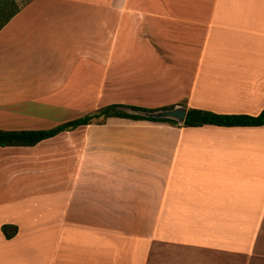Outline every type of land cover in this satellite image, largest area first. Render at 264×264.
I'll use <instances>...</instances> for the list:
<instances>
[{"label":"crops","instance_id":"crops-1","mask_svg":"<svg viewBox=\"0 0 264 264\" xmlns=\"http://www.w3.org/2000/svg\"><path fill=\"white\" fill-rule=\"evenodd\" d=\"M17 4L0 30V131L111 104L264 109V0ZM0 264H264V126L111 117L0 146Z\"/></svg>","mask_w":264,"mask_h":264},{"label":"trees","instance_id":"trees-1","mask_svg":"<svg viewBox=\"0 0 264 264\" xmlns=\"http://www.w3.org/2000/svg\"><path fill=\"white\" fill-rule=\"evenodd\" d=\"M17 0H0V30L18 13ZM172 107L162 108L171 109ZM124 109L152 112V109L137 108L131 106L111 104L94 110L84 116L68 120L58 126L40 131H0V146H34L38 142L53 137L56 134L70 132L80 126L102 125L111 117L125 118L131 120H147L152 122L168 123L177 125L172 120H155L141 116L130 115ZM159 110V109H158ZM212 125L218 127H262L264 126V109L256 116L248 115H222L209 111L188 109L185 114L183 127H202ZM1 232L5 239L12 238L16 228L3 225Z\"/></svg>","mask_w":264,"mask_h":264},{"label":"water","instance_id":"water-1","mask_svg":"<svg viewBox=\"0 0 264 264\" xmlns=\"http://www.w3.org/2000/svg\"><path fill=\"white\" fill-rule=\"evenodd\" d=\"M126 113L130 115L145 117L148 119L172 120L175 121L179 126H182L184 122L186 110L183 106L177 105L172 107L171 109H165V110L159 109L152 112L126 109Z\"/></svg>","mask_w":264,"mask_h":264},{"label":"rangeland","instance_id":"rangeland-1","mask_svg":"<svg viewBox=\"0 0 264 264\" xmlns=\"http://www.w3.org/2000/svg\"><path fill=\"white\" fill-rule=\"evenodd\" d=\"M29 0H18V2L20 3V4H24L25 2H28ZM18 5V4H17ZM128 97L130 98H134V96H130V94L128 95ZM73 114V113H72ZM72 116H74V115H69V114H67V112H65L60 118V120H66V119H71L72 118ZM143 121H147V120H143Z\"/></svg>","mask_w":264,"mask_h":264}]
</instances>
